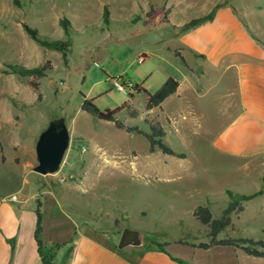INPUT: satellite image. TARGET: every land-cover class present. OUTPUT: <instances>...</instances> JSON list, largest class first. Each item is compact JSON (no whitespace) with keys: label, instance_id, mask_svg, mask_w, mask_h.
Instances as JSON below:
<instances>
[{"label":"rangeland","instance_id":"1","mask_svg":"<svg viewBox=\"0 0 264 264\" xmlns=\"http://www.w3.org/2000/svg\"><path fill=\"white\" fill-rule=\"evenodd\" d=\"M221 4L234 8L264 42V0H0V121H18L13 132L24 150L52 115L65 117L70 144L62 163L54 173L37 175L46 185L42 199L55 197L57 211L77 227L96 225L117 242L124 227L135 228L145 236L141 248L165 239H191L190 232L206 238V226L192 216L196 205H209L219 217L229 199L227 189L262 190L243 202L242 212L232 214L234 227L225 232L264 239V163L235 161L212 147V136L236 108L231 77L220 82L215 74L200 77L195 92L173 94L160 107L146 108L147 93L185 72L181 59L165 46L178 38L171 36L173 28L160 21L161 15L155 19L161 24L149 23L154 20L146 11L165 5L174 23H184ZM63 18L71 23L68 32L60 24ZM25 24L50 38L70 39L67 62L60 51L34 41ZM46 60L51 63L46 76L34 79L38 97L29 84L32 78L10 65L33 67ZM85 98L102 111L125 105L115 118L126 127L150 132L148 122L160 121L165 140L186 156L159 148L151 152L143 133L82 109ZM1 144L0 157L4 152L9 160L13 149ZM22 178L9 162L0 161V193L17 189ZM44 215L47 221L63 217L48 205ZM251 258L249 264H264V258Z\"/></svg>","mask_w":264,"mask_h":264},{"label":"crops","instance_id":"2","mask_svg":"<svg viewBox=\"0 0 264 264\" xmlns=\"http://www.w3.org/2000/svg\"><path fill=\"white\" fill-rule=\"evenodd\" d=\"M170 13L171 10L169 22L165 23L173 28L171 36L178 38L165 46L181 59L176 52L180 53L185 67V72L177 78L179 86L174 94L195 92L200 77L215 74L218 82L231 77L236 108L212 136V147L235 161L264 163V42L254 37L228 4L219 5L211 20L184 31L181 26L187 21L174 23ZM155 19L149 23L161 24ZM18 124L14 118L0 121V142L5 141L13 149L9 160L1 150L0 161L9 162L13 171L23 175L17 189L0 193V264H44L35 237L38 209L41 239L44 247L52 249V264H249L251 256H255L233 245L197 246L209 241L206 230L203 235L206 238L192 233L191 239L179 237L145 248H118L117 238L108 231L89 224L77 227L57 211L55 197L42 199L47 193L44 191L46 185L33 170L38 138L23 150L20 139L13 132ZM12 195L17 198L12 199ZM46 205L53 213H60L62 219L44 220ZM223 232L225 230L218 238L232 236ZM241 236L251 237L241 234L232 237Z\"/></svg>","mask_w":264,"mask_h":264},{"label":"trees","instance_id":"3","mask_svg":"<svg viewBox=\"0 0 264 264\" xmlns=\"http://www.w3.org/2000/svg\"><path fill=\"white\" fill-rule=\"evenodd\" d=\"M219 5H215L209 13L203 15L201 17L193 18L181 26V30L184 31L186 29L191 28L197 24H200L204 21L211 20L214 17L215 9ZM168 10L165 8V5L155 7L151 5L149 9L146 11L145 15L149 19L156 18L161 15V22H169V18L167 16ZM103 18L105 22L109 21V12L107 6L104 7ZM140 17H134L132 20L137 21ZM60 24L64 28L66 32L70 31V21L67 18H63L60 20ZM26 32L29 36L36 41L38 44L49 48L60 51L62 54V58L64 62H67V52L71 45L70 39H53L43 34H40L38 30L34 27H30L25 24ZM177 55L182 56L179 52H176ZM13 72L20 74L21 76L31 77L32 79L29 81L30 86L37 93L38 97H40L39 92V83L34 79H41L46 76L47 70L51 68V63L49 60H46L43 64L33 66V67H25L24 65L19 64H11ZM179 86V81L174 77H168L166 81L162 84V86L154 93H147V102L146 108L152 109L155 107H160L164 100L168 98L170 95L174 94ZM138 89H140L138 87ZM125 105L114 109H106L104 111L100 110L92 99L85 98L82 103V109L92 113L99 119L104 120H112L116 123L118 127L126 128L127 130H137L143 133L147 139L149 140V149L151 152L155 151L156 148H159L164 153L171 154L177 156L179 158H184L186 154L184 152H178L175 150L166 140H165V130L163 129L160 121H150L149 126L151 128L150 132H145L140 130L138 127H129L125 126L124 123L115 118V114L121 110ZM1 145V142H0ZM226 193L229 199L226 201L225 207L222 209L219 217H214L211 207L209 205H196L192 210V216L199 220L203 225L206 226V235L209 238L208 242H200L197 244L199 247H209L212 245H233L236 247L242 248L245 252L255 256H264V239H254L252 237H225L218 238V234L221 231H226L227 229H231L234 227V223L232 221V214H239L244 210V201L249 200L259 194H262V190H258L251 194H244L240 192L233 191L232 189H227ZM38 212V223L35 231V237L38 242V249L44 264H52V249H47L43 246V242L41 239V216ZM190 237L192 233H188ZM185 239V237H182Z\"/></svg>","mask_w":264,"mask_h":264},{"label":"water","instance_id":"4","mask_svg":"<svg viewBox=\"0 0 264 264\" xmlns=\"http://www.w3.org/2000/svg\"><path fill=\"white\" fill-rule=\"evenodd\" d=\"M70 144V133L65 117L52 115L48 125L40 132L36 145L37 164L33 170L46 175L56 172ZM145 242L144 233L138 229L124 227L117 246H141Z\"/></svg>","mask_w":264,"mask_h":264},{"label":"built area","instance_id":"5","mask_svg":"<svg viewBox=\"0 0 264 264\" xmlns=\"http://www.w3.org/2000/svg\"><path fill=\"white\" fill-rule=\"evenodd\" d=\"M118 89H119V90H122V91H125V90H126L125 87H124L123 85H118ZM11 198H12V199H16L17 196H16V195H12Z\"/></svg>","mask_w":264,"mask_h":264}]
</instances>
